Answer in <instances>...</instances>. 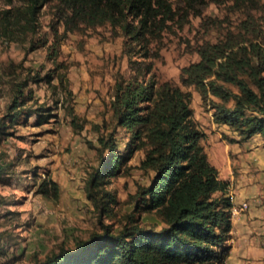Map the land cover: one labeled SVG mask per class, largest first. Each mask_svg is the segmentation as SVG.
Wrapping results in <instances>:
<instances>
[{
  "label": "rangeland",
  "instance_id": "374dc122",
  "mask_svg": "<svg viewBox=\"0 0 264 264\" xmlns=\"http://www.w3.org/2000/svg\"><path fill=\"white\" fill-rule=\"evenodd\" d=\"M171 1L177 15L152 43V55L146 59L155 78L181 84L182 67L199 60L198 47L205 41L245 39L241 42L264 48V0ZM53 23L52 10L45 7L34 42L32 37L24 42L0 38V130L7 131L0 134V160L7 164L0 171V264H35L61 245L72 247L77 239L107 227L117 232L125 225H166L159 212L139 207L138 191L150 185L152 172L142 167L144 149L128 153V133L113 116L116 82L134 73L126 35L108 24L70 31L57 36L54 53ZM58 31H63L62 24ZM49 72L53 75L47 77ZM23 81L28 82L23 107L43 106L39 111L50 113L48 121L25 113L11 121L8 106ZM181 86L192 92V116L204 132L201 142L219 176L229 181L233 206L248 201L245 209H231L224 264H264V136L240 139L215 120L220 97L208 93L204 99L195 85ZM114 128L118 149L127 159L116 176L95 187L94 199L90 180L109 152L100 137ZM49 178L59 184L56 196L42 191Z\"/></svg>",
  "mask_w": 264,
  "mask_h": 264
},
{
  "label": "trees",
  "instance_id": "16d2710c",
  "mask_svg": "<svg viewBox=\"0 0 264 264\" xmlns=\"http://www.w3.org/2000/svg\"><path fill=\"white\" fill-rule=\"evenodd\" d=\"M45 7L52 10L55 22L50 47L54 53L57 36L60 39L70 31L108 24L126 35L134 73L116 82L113 116L128 133V153L144 149L142 167L152 172L150 185L138 191L139 207L159 212L166 225L160 229L125 225L117 232L107 227L77 239L72 247L61 245L35 264H224L232 227L229 181L219 176L208 158L201 142L204 132L192 116V92L181 84L195 85L204 99L208 93L220 97L214 105L215 120L227 124L240 139L264 136V48L241 42L245 39L205 41L198 47L199 60L182 67L181 84L155 78L146 59L152 55V43L177 15L171 0H0V38L24 42L32 37L34 42ZM42 41L46 44L48 38ZM59 79L65 83L66 75L59 74ZM225 83L238 88L235 91ZM27 85L23 81L14 89L8 106L11 121L23 113L39 114L40 122L48 121L50 113L39 111L43 106L23 107ZM115 130L100 137L109 152L90 180L89 195L94 199H98L95 187L116 176L127 159L118 149ZM6 167L0 160V171ZM45 183L44 193L58 195L57 181L49 178ZM106 196L114 199L108 191Z\"/></svg>",
  "mask_w": 264,
  "mask_h": 264
},
{
  "label": "built area",
  "instance_id": "2783aa9c",
  "mask_svg": "<svg viewBox=\"0 0 264 264\" xmlns=\"http://www.w3.org/2000/svg\"><path fill=\"white\" fill-rule=\"evenodd\" d=\"M247 207H248V201L244 200L242 203L239 204V206H237V207L233 206L232 211H233V213H235L237 210L240 211V210L245 209Z\"/></svg>",
  "mask_w": 264,
  "mask_h": 264
},
{
  "label": "crops",
  "instance_id": "0c3cea01",
  "mask_svg": "<svg viewBox=\"0 0 264 264\" xmlns=\"http://www.w3.org/2000/svg\"><path fill=\"white\" fill-rule=\"evenodd\" d=\"M242 220L244 221L245 219H242ZM241 227L245 230L243 223H242Z\"/></svg>",
  "mask_w": 264,
  "mask_h": 264
}]
</instances>
